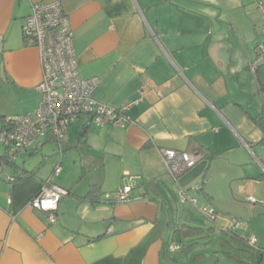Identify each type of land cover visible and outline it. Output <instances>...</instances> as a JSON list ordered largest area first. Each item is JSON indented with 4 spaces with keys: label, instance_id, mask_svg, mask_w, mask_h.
Listing matches in <instances>:
<instances>
[{
    "label": "crops",
    "instance_id": "0c3cea01",
    "mask_svg": "<svg viewBox=\"0 0 264 264\" xmlns=\"http://www.w3.org/2000/svg\"><path fill=\"white\" fill-rule=\"evenodd\" d=\"M54 1L72 27L79 76L100 77L92 98L126 107L130 123L99 127L80 115L61 155L42 152L33 168L17 159L8 167V174L29 176L0 183V264H181L193 254L192 264H251L239 238L253 233L264 249V132L257 122H264V80L262 65L255 73L248 66L256 46L252 55L245 48L246 28H255L261 11L256 0H0L1 125L2 117L38 106L42 70L22 25L31 4ZM50 141L41 136L18 157L24 163ZM73 147L80 150L66 171L53 175V164L63 166V152ZM164 148L193 153L196 163L173 178ZM48 177L69 190L54 223L29 205ZM90 185L102 200L83 197ZM124 185L132 186L131 199L118 202L112 194ZM173 191L180 219L194 220L191 207L199 210L211 221L208 232L220 231L218 247L193 253L186 240L202 229L183 232V220L175 228ZM235 220L244 226L224 232Z\"/></svg>",
    "mask_w": 264,
    "mask_h": 264
},
{
    "label": "built area",
    "instance_id": "2783aa9c",
    "mask_svg": "<svg viewBox=\"0 0 264 264\" xmlns=\"http://www.w3.org/2000/svg\"><path fill=\"white\" fill-rule=\"evenodd\" d=\"M264 18V2L256 0ZM22 36L26 45L33 46L38 51L42 78L36 85L39 94L38 106L26 114L6 116L0 127V143L4 147L0 153V173L6 169V162H13L26 148L34 145L37 139L51 135L61 142L67 136L71 122L80 115H90L99 127L112 125L125 127L130 123L126 115V107L113 108L99 103L91 96L100 83L99 76L80 77L74 53L73 31L61 2H36L31 4L30 13L22 25ZM264 65V23L262 24V39L256 44V57L249 62V68L255 73L256 66ZM167 173L173 178L194 166L197 156L186 151L170 148L160 150ZM62 171L61 162L53 164V175ZM131 185H124L113 192V197L119 202L131 199ZM68 191L51 181L48 177L36 195L29 201L31 208L46 211L51 223L57 219V206L60 199ZM181 199L187 195L180 190ZM106 196V198H108ZM254 202L253 196H248ZM209 218H215L213 209L202 208ZM244 222L233 221L230 227L223 230L235 231L242 228ZM249 247L258 249L257 237L251 233L245 237ZM178 245L175 246V248ZM264 253V250L262 251Z\"/></svg>",
    "mask_w": 264,
    "mask_h": 264
},
{
    "label": "rangeland",
    "instance_id": "374dc122",
    "mask_svg": "<svg viewBox=\"0 0 264 264\" xmlns=\"http://www.w3.org/2000/svg\"><path fill=\"white\" fill-rule=\"evenodd\" d=\"M234 21H235V23H237V17L234 18ZM263 23H264V18H263L262 12L260 11V13H258L256 15L255 20H254L255 28H253V25H251V27H249V28H246V34H245L246 37L245 38L250 37V39L248 40V42H246L245 48H246L247 54L249 53V55L253 54V51H254L253 49H255L254 47L262 39V24ZM240 54H241L242 58L246 60L245 50L244 51L242 50ZM258 75H260V79L264 80V65H262L260 67ZM38 99H39V96H38ZM0 127H1V123H0ZM62 141L58 142V141L54 140V141H50L48 143H45L43 145V148L39 151H36L32 157H26L27 160L24 163L22 162L20 157H17V163L19 165L22 163V164L26 165V167L33 168L42 159V152L50 153V154L53 153L56 156L61 155V149H59V148H60V143H62ZM3 150H4V147L0 143V153H3ZM78 150H80V149H78L77 147H73V148H69L68 150L63 152V155L65 157L63 160L62 169L64 172L67 169L66 165L68 164V162L73 161L72 157L73 156L76 157ZM8 167H11V166H7L6 169H4V171L2 173L4 175L0 176V183H2L4 181L7 182V180L5 179V176L8 173H10V170L8 169ZM80 167H81V165L79 164V170L77 172L78 174L74 177L75 179H77V177L81 171ZM165 170H166V168H165ZM63 171H62L61 175L64 173ZM171 194L177 203V205H176L177 213L175 215L176 217L173 219L175 228H177L179 226V223L186 222L181 227L183 232H185L186 230H190V227H193V228L197 227L198 229H202L201 232L197 231L196 233L189 234V235H193V236H188L189 238L186 237L187 238L186 244L194 247L193 253L198 252L199 249H201L200 247H202V248L203 247H209L210 251H212L211 248L218 247V245L220 244L219 243L220 242V236H221L220 231L216 228L213 233H209L208 227L211 226V221L207 217H205L199 210L193 209L192 207H191V211L194 213V215L191 217L194 220L190 221V220H186V219L183 220L182 219L183 222H181L182 221L180 219L181 207L179 205L178 198L176 197L174 191ZM198 205L200 207H202V204L200 202L198 203ZM172 213H173V211L171 212V214ZM192 254H189V255H192ZM193 257H194V254H193ZM193 257L191 256V258L189 260H187V258L185 257L182 260L181 264H189L190 262H191V264L194 263ZM220 264H222V263H220ZM227 264H231V262L227 261Z\"/></svg>",
    "mask_w": 264,
    "mask_h": 264
},
{
    "label": "trees",
    "instance_id": "16d2710c",
    "mask_svg": "<svg viewBox=\"0 0 264 264\" xmlns=\"http://www.w3.org/2000/svg\"><path fill=\"white\" fill-rule=\"evenodd\" d=\"M4 117H2V119ZM257 122L261 126V128H262V130L264 132V122L262 121V118H260L259 120H257ZM261 142L264 144V136H263ZM194 150H195V152H197L198 151V148H196ZM59 161L61 162V160H58V162ZM12 165H15V161H13V162H6V166H12ZM61 165H62V163H61ZM28 176H29L28 171L27 172H18L17 174H7V177H5V179L7 181H9V182H13V181H16V180L24 179V178H26ZM67 191L69 193V190H67ZM101 194H102V192L99 190V188L96 185H90L89 191L83 197H88L89 196V197H91V199L93 201H99V200H102L101 199V196H102ZM214 212H215V210H214ZM188 232H189V230H188ZM224 232H226L228 234H234L236 232V230L235 231L224 230ZM239 239H240V242L242 244H244V246H245V248L243 250L250 257L251 262H252L251 264H264V253L262 252L264 249H262L260 247H258V249H254L252 247H249V245L247 244V241H246L245 237H240Z\"/></svg>",
    "mask_w": 264,
    "mask_h": 264
}]
</instances>
